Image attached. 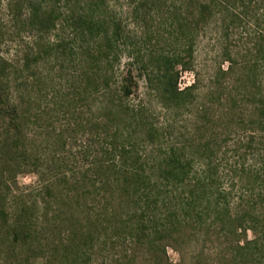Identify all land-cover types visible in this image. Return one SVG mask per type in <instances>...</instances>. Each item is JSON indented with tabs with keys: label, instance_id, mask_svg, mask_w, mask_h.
Wrapping results in <instances>:
<instances>
[{
	"label": "trees",
	"instance_id": "1",
	"mask_svg": "<svg viewBox=\"0 0 264 264\" xmlns=\"http://www.w3.org/2000/svg\"><path fill=\"white\" fill-rule=\"evenodd\" d=\"M127 1L135 6L133 13L145 24L151 20L150 5L158 2ZM178 3L180 9L185 8L191 38L197 27L212 21L219 23L223 42L218 49L220 64L207 77L203 89L198 79L188 87H179L181 73H194L192 43L184 57L156 55L145 63L131 57L135 62L132 64L140 60V66L124 70L112 85L114 67L122 53L119 42L123 28L120 20L103 13L104 0L6 1L4 10L16 21L17 36L20 31L34 38L54 32L57 36L66 33L85 39L78 55L83 65L78 90L75 88L67 104L80 98L86 100L93 93L99 94V90L110 98L108 104L95 107L97 116L88 127L90 135L103 130L106 148L78 173H60L45 182L47 172H39V199L27 203L22 196L17 198L9 221L3 207L6 194L1 187L8 188V183L15 181L22 161L32 160L25 145L31 99L25 88L16 87L14 93L10 77L15 72L19 75L32 70L41 57L39 53L32 57L28 46L17 58L20 70L14 66L16 63L0 55V221L4 223L1 227L8 257L24 248L39 252L36 256L44 258V264H105L103 257L94 260L90 250L97 248L100 252L101 244H118L130 249L115 256L112 264H168L166 248L172 242L199 234L202 245L210 242L207 251L217 260L223 257L227 264H264V189L255 199L233 204L218 192L213 180V159L225 146L221 135L226 137L243 125L251 135L242 141L243 145L236 143L235 153L242 148L246 154L264 145V36L250 38L245 33L248 24L264 30V21L251 14L254 0ZM231 4L239 6L238 14H231ZM234 30L246 36L238 47L229 44V34ZM2 34L0 29V38ZM223 64L227 65L225 69ZM134 71L156 95L160 106L180 108L190 99L194 114L189 146L163 143L164 134L150 121L151 114L144 107L126 104L138 89ZM68 126L74 133L78 128H87L82 121ZM61 141L58 138L57 144L65 148L66 141ZM142 146L156 148L155 157L141 155ZM83 151L81 157L87 159L89 154ZM64 164L60 158L55 163L58 168H64ZM197 164L203 173L198 178L191 177ZM32 166L38 168L35 163ZM254 176L264 178V160L261 171H254ZM56 234H64L65 239L59 238L57 244ZM219 234H223V241ZM212 235L215 240H211ZM139 250L149 252L151 258L140 263Z\"/></svg>",
	"mask_w": 264,
	"mask_h": 264
},
{
	"label": "rangeland",
	"instance_id": "2",
	"mask_svg": "<svg viewBox=\"0 0 264 264\" xmlns=\"http://www.w3.org/2000/svg\"><path fill=\"white\" fill-rule=\"evenodd\" d=\"M6 1L0 0V29L4 33L0 38V55H3L8 61L16 63L14 66L20 70L23 69L17 58L21 56L22 51L27 50L28 46L32 49L30 51L32 57L38 53L41 57L39 62L33 64L32 70L24 71L19 75H15V72L10 77V87L14 93L16 87L25 88L32 103L31 118L26 126L27 140L25 142L30 151L28 152L32 153V160L31 162L22 161L23 166L20 167L15 181L9 182L8 188L1 187L6 194L3 207L8 211L10 221L14 207L18 203L17 198L20 199L19 197L22 196L21 200L27 203L39 199L37 192L41 187V178L38 179L39 172H47L44 177L45 182L55 179L60 173H66V175L78 173L85 165H91L97 157L96 154L100 155V151L106 148V144L103 142V130H99L98 135L100 136L93 132L90 135L88 127L91 126L89 125L90 121H94L97 116L95 107L99 104H108L110 98L101 92L102 90H99V94L93 93L86 100L80 98L72 104H67L74 94L75 88L77 89L78 78L83 69L82 63H79L78 55L83 50L85 39L74 34L67 36L66 33L57 36L53 34L54 32L34 38L20 31L17 36L16 21L7 17L4 10ZM253 5L251 14L264 21V0H254ZM179 6L178 0H158L156 4L150 5L151 20L149 19L145 24L139 15L133 13L135 6L128 5L127 0H104L103 13L106 17L113 16L120 20L123 28V37L119 42L122 53L119 62L114 67L115 76L111 79L112 85L119 81L124 70L130 66L137 69L140 66V60L145 63L148 57L156 55H181L184 57L187 46L192 43L194 73H181L179 87L180 89L188 87L196 79H198L201 89L207 86V77L220 64L218 49L223 42L219 34V23L212 21L197 27L191 38L185 8L180 9ZM229 7L232 10V15L240 12L239 6L235 4L234 6L231 4ZM245 30L250 38L264 36L262 27L257 28L248 24ZM229 37V44L238 47L241 39L246 36L234 30L229 34ZM131 57H137L140 60H137L134 65L132 63L135 62ZM226 66L223 64L222 69H225ZM135 73L134 71L138 89L126 101V104L131 107H144L147 113L151 114L150 121L164 134L163 143L189 146L193 139L192 117L194 114V106H191L190 99H187L189 104L180 108H164L157 103L156 95L146 88L143 79L138 78ZM79 121L87 125V128H78L74 133L68 125L78 124ZM242 127L244 126L236 127L226 137L220 136L225 146L221 147L220 153L213 159V165L216 167L213 180L218 187V192L226 195L233 204L239 201L245 202L250 198L255 199L264 189V178L254 176V171H261L264 145L254 148L253 151L249 150L246 154L242 148L238 153H235L236 143L240 142L243 145L242 141L251 135ZM217 132L219 133V131ZM58 138L66 141L65 148H61L57 144ZM83 150L89 154L87 159L81 157ZM139 150V153L146 158L155 157L157 153V149H152L150 146H142ZM243 153L244 155H242ZM204 156L202 158L206 159ZM58 158L61 163H65L64 168H58L55 165ZM33 163L38 168L33 167ZM101 164L104 169L105 167L107 169L105 159H102ZM250 170L252 171L251 175L249 174ZM202 173V166L197 164L193 166L190 175L198 178ZM2 224L4 223L0 221V264H44V258L36 256L39 255V252L31 253L24 248L15 252L16 256L14 254L13 257H8L3 244ZM57 234L54 238L58 244L59 238L64 240L65 236ZM211 237V240L216 239L214 235ZM218 237L220 240H224L223 234H219ZM251 237L252 235L249 234L248 238ZM201 241L202 238L199 234H190L186 238H180L177 243L172 242L166 248L168 264H217L216 261L219 264H227L223 257L217 260L213 254L208 253L210 242L202 245ZM100 247V252L95 248L91 249L90 253L93 254L94 260L103 257L105 264H112V259L115 256H121L122 251L130 249L128 245L119 246L118 244H101ZM138 257L139 262L142 263L147 258H151V255L145 250H139Z\"/></svg>",
	"mask_w": 264,
	"mask_h": 264
}]
</instances>
